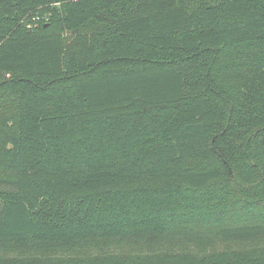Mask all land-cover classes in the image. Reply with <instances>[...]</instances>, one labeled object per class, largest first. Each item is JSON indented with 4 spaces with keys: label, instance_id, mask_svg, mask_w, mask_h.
<instances>
[{
    "label": "trees",
    "instance_id": "trees-1",
    "mask_svg": "<svg viewBox=\"0 0 264 264\" xmlns=\"http://www.w3.org/2000/svg\"><path fill=\"white\" fill-rule=\"evenodd\" d=\"M0 264H264V0H0Z\"/></svg>",
    "mask_w": 264,
    "mask_h": 264
}]
</instances>
